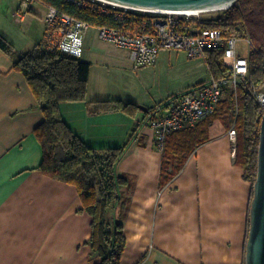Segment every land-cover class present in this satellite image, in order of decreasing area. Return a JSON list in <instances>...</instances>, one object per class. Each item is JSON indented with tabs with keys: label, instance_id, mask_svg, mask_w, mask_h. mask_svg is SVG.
Returning <instances> with one entry per match:
<instances>
[{
	"label": "crops",
	"instance_id": "crops-1",
	"mask_svg": "<svg viewBox=\"0 0 264 264\" xmlns=\"http://www.w3.org/2000/svg\"><path fill=\"white\" fill-rule=\"evenodd\" d=\"M37 6L45 10L44 21L47 7L39 2L32 13L39 14ZM90 41L88 34L82 57L91 64L87 100L61 103L60 110L93 148L122 147L132 136L117 166L118 174L133 182L123 191L121 264H245L253 185L228 137L233 125L214 120L208 140L195 147L173 179H166V142L162 150L150 121L193 86L155 103L152 114L95 113V101L124 100L92 84L91 56L110 43ZM116 49L130 58L128 51ZM202 82L210 83V76ZM43 120L24 75L0 51V264H99L89 243L92 218L82 211L76 188L40 170L43 149L34 130Z\"/></svg>",
	"mask_w": 264,
	"mask_h": 264
},
{
	"label": "trees",
	"instance_id": "trees-1",
	"mask_svg": "<svg viewBox=\"0 0 264 264\" xmlns=\"http://www.w3.org/2000/svg\"><path fill=\"white\" fill-rule=\"evenodd\" d=\"M41 1L91 24H110L107 16L77 9L63 0ZM203 27L217 28L226 36L249 40L248 73L240 77L235 89L225 91L212 116L193 128H182L168 136L163 175L166 179H173L195 147L208 140V130L214 120L221 118L227 127L235 125L237 129V161L243 165L246 179L254 186L264 114V107L258 98V93L264 90V0H238L216 18L205 20ZM0 51L13 61V69L24 75L43 113V122L34 130L43 149L40 170L44 175L76 188L83 204L82 211L92 218L89 243L101 260L99 264H121L126 248L122 220L127 207L123 191L130 189L133 182L129 176L119 175L117 166L132 136L122 147L93 148L65 122L60 104L87 100L90 63L45 51L40 44L21 53L2 34ZM205 62L211 81L232 75L231 68L224 63V51H207ZM204 84L202 82L192 88ZM92 105L95 113L122 111L136 117L141 111L136 103L121 100L95 101ZM147 113L152 114L150 108H147Z\"/></svg>",
	"mask_w": 264,
	"mask_h": 264
},
{
	"label": "built area",
	"instance_id": "built-area-1",
	"mask_svg": "<svg viewBox=\"0 0 264 264\" xmlns=\"http://www.w3.org/2000/svg\"><path fill=\"white\" fill-rule=\"evenodd\" d=\"M19 1L15 14L18 24L24 22L26 14L39 2L46 5L41 0ZM63 1L77 9L107 16L110 24L94 25L46 5L45 31L40 45L51 53L82 59L85 40L91 28L97 30L101 41L128 51L135 69L155 65L161 51L184 52L190 60H205L206 52L210 50L224 51V63L232 70L230 77L187 90L168 104L167 111L160 110L150 121L162 150L169 135L184 127H195L212 116L225 91L235 89L240 77L248 73V59L238 49L240 38L226 36L217 28H204L203 23L207 19L200 18V15L152 12L100 0ZM247 42L250 45L249 40ZM258 98L264 107V92L258 93ZM228 137L236 154L238 132L235 125L228 132Z\"/></svg>",
	"mask_w": 264,
	"mask_h": 264
},
{
	"label": "rangeland",
	"instance_id": "rangeland-1",
	"mask_svg": "<svg viewBox=\"0 0 264 264\" xmlns=\"http://www.w3.org/2000/svg\"><path fill=\"white\" fill-rule=\"evenodd\" d=\"M19 3V0H0V34L12 42L18 52L25 53L43 39L45 23L41 12L44 14L45 10L37 6L39 14L28 12L24 22L18 24L15 14ZM222 12L220 9L199 15L202 19H211ZM89 40L91 44H102L95 28L90 29ZM102 45L91 56L94 63L92 84L151 111L155 103L163 102L209 78L205 60H190L184 52L161 51L155 65L135 69L128 53L110 44ZM238 49L244 57H248L251 51L246 39L239 40Z\"/></svg>",
	"mask_w": 264,
	"mask_h": 264
},
{
	"label": "water",
	"instance_id": "water-1",
	"mask_svg": "<svg viewBox=\"0 0 264 264\" xmlns=\"http://www.w3.org/2000/svg\"><path fill=\"white\" fill-rule=\"evenodd\" d=\"M135 9L156 12H206L223 10L238 0H104ZM141 110L147 108L139 106ZM245 264H264V114L258 157V173L253 186L250 227L246 244Z\"/></svg>",
	"mask_w": 264,
	"mask_h": 264
},
{
	"label": "bare ground",
	"instance_id": "bare-ground-1",
	"mask_svg": "<svg viewBox=\"0 0 264 264\" xmlns=\"http://www.w3.org/2000/svg\"><path fill=\"white\" fill-rule=\"evenodd\" d=\"M100 1H104V0H100ZM152 12H156V11H152ZM206 12H210V11H206ZM201 13H205V12H185V14H188V15H199Z\"/></svg>",
	"mask_w": 264,
	"mask_h": 264
}]
</instances>
